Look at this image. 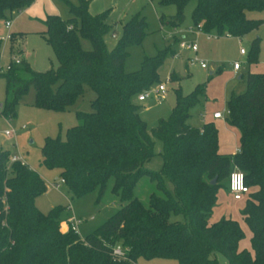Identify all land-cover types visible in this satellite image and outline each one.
<instances>
[{
	"label": "trees",
	"instance_id": "1",
	"mask_svg": "<svg viewBox=\"0 0 264 264\" xmlns=\"http://www.w3.org/2000/svg\"><path fill=\"white\" fill-rule=\"evenodd\" d=\"M189 1L158 0L175 7L173 15L159 16L160 23L181 25ZM195 1L192 24L204 34L240 37L264 21L247 15L264 10V0ZM31 2L0 0V17ZM109 12L93 15L87 1L79 0L69 6L67 19L47 15L43 34L58 66L43 72L32 69L19 46V63L12 61L0 74L6 80L1 114L15 116L17 103L31 85L36 106L58 111L74 104L88 86L95 93L91 110L76 111L77 123L67 128L65 139L45 140L43 163L60 169L61 179L76 197L95 189L101 196L112 178L111 192L124 204L84 237L70 227L62 230V222L69 223V207L40 211L35 198L47 190L44 179L25 163L10 162L9 152L0 150V264H126L138 258L218 264L217 253L228 264H264V73L248 71L245 91L232 93L226 101L225 120L239 132V151L232 156L219 151L212 122L201 127L187 122L190 107L204 94V83L186 95L178 89L170 115L148 128L135 100L156 80L162 58L172 51L166 46L146 57L138 70L125 71L127 48L145 35V18L136 13L122 23V37L109 51L105 43L112 29ZM81 39L90 48H84ZM258 51L256 36L248 62L256 61ZM156 141L161 144L157 152L161 165L152 170L145 164L156 154ZM233 164L243 171L245 184L257 188L246 194L241 210L251 230L254 256L238 247L243 232L235 220L223 217L209 223L217 191L228 188ZM142 176L155 186L146 204L134 195ZM116 244L122 246L124 258L112 255Z\"/></svg>",
	"mask_w": 264,
	"mask_h": 264
},
{
	"label": "rangeland",
	"instance_id": "2",
	"mask_svg": "<svg viewBox=\"0 0 264 264\" xmlns=\"http://www.w3.org/2000/svg\"><path fill=\"white\" fill-rule=\"evenodd\" d=\"M87 9L91 14H98L110 10L107 17L112 29L105 36L107 49L112 50L122 37V23L139 13L145 18V35L138 43H133L127 48L128 56L124 62L127 72L136 71L141 67L146 57H154L163 51L166 46L172 53L166 54L157 68L156 80L150 85L154 89L161 82L166 81L167 76L171 80L166 83V91L163 98L157 101L150 95L144 101L135 100L139 105V116L147 124L148 128L154 127L160 118H167L175 104V94L179 89L182 94H189L199 84L204 83V94L199 96L189 109L187 122L194 127H201L203 122H212L217 129L219 151L222 154L232 156L240 146L239 132L236 126L230 125L226 120H211L210 114L214 109L222 110L232 93H242L246 89L245 75L250 72L264 73V21L256 29L240 36L232 37L215 34L208 37L200 32L196 35L191 20V12L195 0H190L184 8V21L181 25L161 24L159 16L173 15L174 5H160L158 0H86ZM79 0H32L30 5L20 11L5 12L0 17V74L8 71L10 63L18 56V47L24 50V56L32 69L46 71L56 69L57 58L52 47L44 37V20L49 14L59 15L62 19L69 16V6L77 5ZM248 17L264 20V10L249 11ZM5 20L11 22V39L2 40L7 29ZM191 27L192 32L189 31ZM115 33V36L112 34ZM259 37V51L256 61L248 62L251 40ZM194 40L198 44V51L193 53L188 49L179 47L181 40ZM240 40V41H239ZM84 48H90V43L81 39ZM13 46V47H12ZM246 50L245 55H240V48ZM198 57L202 59L207 68H201L198 63L190 64V59ZM234 61L242 64L243 78H238L232 71ZM214 73L210 74V71ZM6 80L0 76V103H4ZM95 93L88 86L78 100L65 110H50L34 104V87L31 85L16 105V114L13 117H5L0 113V150H7L11 156L20 157L21 161L35 170L44 179L47 190L35 198L36 207L43 213H47L53 207L62 205L69 207L67 214L80 220L78 225L79 235L86 236L94 232L124 202L111 192L113 179L107 182L104 193L99 196L98 189L73 196L65 183H61L60 169L48 168L43 163L41 148L47 138H66L67 128L77 123L76 111H90V102ZM206 115V119L202 115ZM24 126V127H22ZM10 130L11 136H6L4 131ZM160 142L155 143L156 154L145 164L146 168L158 170L161 158L157 155ZM59 187H55V183ZM256 187L249 188V194L255 192ZM155 191L154 183L147 176H142L135 188L134 195L143 203L148 202L150 193ZM248 195L240 200H234L226 186L217 191L216 201L209 217V223H215L223 217L235 220L243 236L238 242V247L247 250L254 256L251 244V230L245 222L241 210L245 206ZM66 224L62 222V230H66ZM218 264H228L227 258L217 253ZM126 264H178L174 259L164 258H138L135 262Z\"/></svg>",
	"mask_w": 264,
	"mask_h": 264
},
{
	"label": "built area",
	"instance_id": "3",
	"mask_svg": "<svg viewBox=\"0 0 264 264\" xmlns=\"http://www.w3.org/2000/svg\"><path fill=\"white\" fill-rule=\"evenodd\" d=\"M4 23H5V28L7 29V33L5 36H2L1 39L2 40L11 39L12 38V34L10 32L11 22L9 20H5ZM194 28L196 30V35H198V33L202 32L201 28L199 26L194 27ZM189 31L192 32L191 27L189 28ZM112 35L115 36V33H113ZM206 35L208 37H210L213 34H206ZM226 36H230V35H226ZM179 47L182 49H188V50L192 51L193 53H196L198 51V44L194 40L185 41L182 39L179 42ZM240 53H246V50L241 47ZM19 61H20V59L18 57H15L14 62L19 63ZM194 63H198L201 68H207V64L202 59H199L198 57H194V58L190 59V64H194ZM239 67H240V62L234 61L233 68L238 69ZM170 80H171V77L167 76L166 81L164 83L163 82L159 83L156 88H154V89L147 88V89L143 90L137 96V100L141 102V101L146 100L150 95H153L157 101H160L163 98L164 93L166 91V83ZM2 109H3V104L0 103V113H1ZM228 113H229V111L226 107V109L224 111L214 112L213 117L214 118H223V116H224L226 118ZM22 127H24V126H22ZM4 133L7 137L11 136V134H12V132L10 130H5ZM238 151H239V148L237 149V152ZM15 161H19V162L23 163V161H21L20 157L10 156V162H15ZM61 183H64V179H61ZM54 186L58 188L59 183L56 182L54 184ZM228 191L234 200L242 199L249 192V186H247L245 184L244 173L235 164H233V168L229 174ZM79 223H80V220L70 217L69 223H66L65 229H68L70 227L75 233L79 234V231H78ZM112 255L118 259L125 257V252H124V250L120 244H116L113 246Z\"/></svg>",
	"mask_w": 264,
	"mask_h": 264
},
{
	"label": "crops",
	"instance_id": "4",
	"mask_svg": "<svg viewBox=\"0 0 264 264\" xmlns=\"http://www.w3.org/2000/svg\"><path fill=\"white\" fill-rule=\"evenodd\" d=\"M240 41V40H239ZM240 55H245L246 53H239ZM241 68H242V64H241V62H240V67L238 68V69H234L233 68V65H232V71H233V73L235 74V75H237V74H239V72L241 71ZM205 69V68H204ZM214 71L212 70L211 71V73L210 74H212ZM242 73H240L239 75H238V78L240 79V78H242ZM226 109V106H225V108L224 109H222V110H218V109H214L213 111H212V113L210 114V119L211 120H216V121H218V120H225V117L223 116V118H214L213 117V113L214 112H216V111H224ZM202 117L204 118V120L206 119V115L204 114V115H202ZM204 123V122H203Z\"/></svg>",
	"mask_w": 264,
	"mask_h": 264
},
{
	"label": "water",
	"instance_id": "5",
	"mask_svg": "<svg viewBox=\"0 0 264 264\" xmlns=\"http://www.w3.org/2000/svg\"><path fill=\"white\" fill-rule=\"evenodd\" d=\"M210 73H211V71H210ZM211 183L214 184V183H215V179H213V180L211 181Z\"/></svg>",
	"mask_w": 264,
	"mask_h": 264
}]
</instances>
